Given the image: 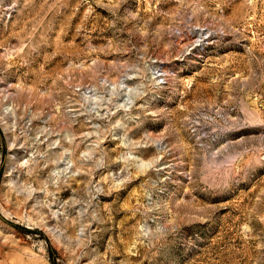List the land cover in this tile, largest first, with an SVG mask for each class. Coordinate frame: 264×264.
<instances>
[{"label":"rangeland","instance_id":"374dc122","mask_svg":"<svg viewBox=\"0 0 264 264\" xmlns=\"http://www.w3.org/2000/svg\"><path fill=\"white\" fill-rule=\"evenodd\" d=\"M0 264H264V0H0Z\"/></svg>","mask_w":264,"mask_h":264}]
</instances>
